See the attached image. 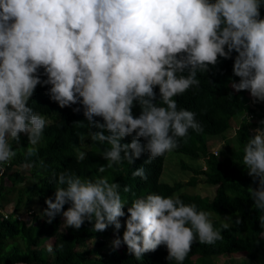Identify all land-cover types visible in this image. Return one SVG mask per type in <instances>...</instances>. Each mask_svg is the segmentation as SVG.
Instances as JSON below:
<instances>
[{"label":"clouds","instance_id":"9594fccd","mask_svg":"<svg viewBox=\"0 0 264 264\" xmlns=\"http://www.w3.org/2000/svg\"><path fill=\"white\" fill-rule=\"evenodd\" d=\"M262 7L264 0H0V175L16 156L12 143L19 144L22 133L31 146L41 140L47 122L29 105L37 85H50V99L61 108L82 106L91 141L107 145L100 173L124 161L132 165L145 152L146 162L159 158L177 148L190 129L202 131L196 114L178 108L174 97L199 88L197 73L233 52L239 81L231 87L247 90L248 105L259 112L264 104ZM137 104L140 113L134 116ZM251 132L242 165L258 179L249 195L254 208L264 210V127ZM128 136L131 141L124 142ZM31 146L28 157L36 152ZM85 158L79 151L77 162ZM132 175L147 179L143 168ZM53 179L55 198H46L41 215L48 223L62 214L65 229H80L85 220L92 222L93 232L121 228L125 202L118 183L105 177L82 181L65 173ZM127 214L122 240L116 235L111 245L125 244L137 260L163 245L169 261L183 264L194 243L214 245L231 226L228 217L214 227L210 212L178 195L136 198ZM259 220L264 226V216ZM235 223H241L239 217ZM53 250L48 243L46 251Z\"/></svg>","mask_w":264,"mask_h":264},{"label":"trees","instance_id":"16d2710c","mask_svg":"<svg viewBox=\"0 0 264 264\" xmlns=\"http://www.w3.org/2000/svg\"><path fill=\"white\" fill-rule=\"evenodd\" d=\"M261 16L264 17V7L261 8ZM235 55L233 52L230 59L220 58L218 64L210 66L208 72H198L199 88L192 87L174 97L178 108L194 112L202 126L200 132L190 129L187 137L179 139L174 151L194 160L203 159L205 168L202 169L200 165L195 173L204 175L205 181L216 187L212 198L181 191L186 184H193L194 178L187 183L161 182L159 177L165 154L146 162L148 153L145 152L132 165L124 161L106 169L104 173L98 172L100 165L107 163L101 156L107 145L91 141L88 136L91 128L83 115L82 106L74 104L61 108L50 99V85H37L29 105L47 122L41 140L38 145L31 146L27 135L22 133L20 143H12L16 156L4 165L5 172L0 175V264H177L175 260L166 258L168 253L163 245L154 252L144 254L140 260L127 251L126 245L121 250L114 249L106 241L113 225L103 232H93L92 222L85 220L80 229L69 227L60 230L62 214H57L48 223V218L41 215L47 207L46 198H55L56 183L53 177L59 173L78 176L82 181L105 177L110 183H118L125 202L124 217H127V208L133 200L152 193L165 197L178 195L184 203L195 204L198 210L213 212L219 218L231 217L230 228L222 230V240L214 245L194 243L183 264H210L212 258L220 254L238 253L243 254L245 259L235 260L231 264H253L259 258L264 263V226L259 220L264 216V210L255 209L249 195V188L257 187L258 179L254 181L242 165L244 146L254 135L251 131L264 127L260 123L264 121V104L258 106L257 112L247 103V90L235 92L232 89L231 83L239 81V77L233 73ZM40 72L41 79H46L43 69ZM155 91L158 96V87ZM77 107L81 109L79 112L73 110ZM139 113L137 104L133 108V115L138 116ZM247 114H250L249 118ZM229 127H235L231 137L226 136ZM213 138H223L224 147L219 155H214L210 148L209 141ZM131 139L132 136H128L124 142ZM141 143H144L143 138ZM30 146L35 147L36 152L28 157L26 152ZM79 151L86 153L82 162L76 159ZM23 167L27 168L28 173L20 170ZM136 168H143L147 179L134 177L132 172ZM125 187L130 191L125 192ZM10 202H13V208L4 217V205ZM33 204L39 206L40 210H35ZM68 207L66 204L65 210ZM23 211L31 212L29 224L18 218ZM237 217L241 220L240 224L235 223ZM212 222L214 227L219 228L226 221ZM50 237L53 238L52 253H48L44 245ZM88 239H94L95 244L89 249L86 248ZM58 245L63 247L58 248Z\"/></svg>","mask_w":264,"mask_h":264},{"label":"rangeland","instance_id":"374dc122","mask_svg":"<svg viewBox=\"0 0 264 264\" xmlns=\"http://www.w3.org/2000/svg\"><path fill=\"white\" fill-rule=\"evenodd\" d=\"M232 85V84H231ZM234 134L233 128L229 127L226 131V136L231 137ZM210 148L214 155H219L220 151L224 147V141L223 138H213L209 141ZM202 166V169H204V161L203 159L200 160H194L191 157H189L186 154L176 152L172 150L171 152L165 153L164 161H163V169L160 174V181L168 184H173L174 182L180 181L187 183L188 181L195 179V182L193 184H186L184 187L181 188V191L189 193V194H198L202 197L206 198H212L215 194V186H212L208 184L205 181V177L202 174L195 173L196 169H198L199 166ZM20 170L23 173H28L27 168L23 167L20 168ZM7 184H10L8 180H6ZM32 207L39 211L40 207L33 204ZM13 208V202H10L7 205H4V209L7 211H11ZM29 212L23 211L19 213L18 218L24 219L28 224L31 222V214L28 216ZM211 213L210 219L212 221L214 220H224L227 222L226 218H219L218 216H214V214ZM127 217L120 218L121 221V228L119 230H116L115 228H112V233L109 238L106 239L107 243H111V241L116 237V235H119L121 240L123 237V232L125 230ZM61 225L60 230H64L63 226V216L60 217ZM114 227V226H113ZM264 236V233H262ZM53 238L50 237L47 240H45L44 245L46 246L48 243H52ZM87 246L86 248L89 249L93 247L94 239H88L87 240ZM125 244H121V246L117 249L121 250L124 248ZM195 259V257H193ZM245 259V256L243 254H220L218 256H215L212 258V262L210 264H231V262L235 260ZM253 264H264L262 262V259H256L253 261Z\"/></svg>","mask_w":264,"mask_h":264},{"label":"built area","instance_id":"2783aa9c","mask_svg":"<svg viewBox=\"0 0 264 264\" xmlns=\"http://www.w3.org/2000/svg\"><path fill=\"white\" fill-rule=\"evenodd\" d=\"M8 214V211L6 209L3 210V215L6 217ZM31 212L28 213V216H30Z\"/></svg>","mask_w":264,"mask_h":264}]
</instances>
